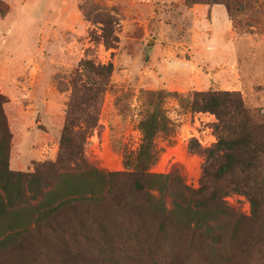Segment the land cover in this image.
<instances>
[{
	"label": "rangeland",
	"instance_id": "374dc122",
	"mask_svg": "<svg viewBox=\"0 0 264 264\" xmlns=\"http://www.w3.org/2000/svg\"><path fill=\"white\" fill-rule=\"evenodd\" d=\"M208 1L207 6L185 0H0V92L8 99L10 167L28 171L33 162L57 157L73 87L81 92V84L90 81L89 71L80 66L82 59L113 64L97 123L84 145L86 159L105 171H124V159L133 161L141 137L139 119L158 97L150 91H239L246 107L263 109L264 82L250 76L254 46L248 35L264 32V0ZM212 10L226 11L232 22L237 45L226 53L234 56L197 45L199 28L211 21ZM104 15L115 20L114 47L94 39ZM209 38L208 44L216 46L217 38ZM256 56L262 64L264 57ZM162 97L175 131L157 136L160 151L151 171L179 174L197 188L204 156L190 151L188 144L195 139L201 148L210 147L216 141L211 127L216 118L182 108L178 96ZM259 174L264 182V160ZM224 200L249 215L250 203L243 194ZM20 217L26 219V212ZM11 222L10 215L0 217V235ZM81 248L84 261L74 264H165L167 259L161 253L145 258L127 237L111 252L94 242H82ZM48 255L41 264H70ZM0 264H10L8 257L0 256Z\"/></svg>",
	"mask_w": 264,
	"mask_h": 264
},
{
	"label": "trees",
	"instance_id": "16d2710c",
	"mask_svg": "<svg viewBox=\"0 0 264 264\" xmlns=\"http://www.w3.org/2000/svg\"><path fill=\"white\" fill-rule=\"evenodd\" d=\"M186 4L208 0H185ZM94 39L109 48L118 38L115 20L104 15ZM90 81L73 87L59 134V152L50 161L33 162L28 171L10 167L8 99L0 92V217L13 223L0 235V256L10 264H41L54 254L70 264L84 261L82 242L113 251L128 238L145 258L158 253L165 264H264V108L246 107L239 91H150L158 96L139 119L140 142L124 171H105L90 163L84 145L99 117L112 62L82 59ZM178 96L192 112H209L216 141L190 151L203 154L199 186L191 188L177 174L155 173L156 138L170 135L175 124L162 96ZM152 102V103H151ZM243 194L248 216L227 206L224 197ZM21 212L27 218L21 219ZM123 236V238H122Z\"/></svg>",
	"mask_w": 264,
	"mask_h": 264
},
{
	"label": "crops",
	"instance_id": "0c3cea01",
	"mask_svg": "<svg viewBox=\"0 0 264 264\" xmlns=\"http://www.w3.org/2000/svg\"><path fill=\"white\" fill-rule=\"evenodd\" d=\"M208 6V5H207ZM211 21H207L206 24H202V28H199L200 42H197V45L204 47L207 50L216 48L219 50H223L225 52L226 57L234 56L228 55L227 51H235L237 45V37L236 31L233 29L232 22L228 18V14L226 11L218 10L211 12ZM251 28H256L255 26H250ZM260 35V36H259ZM213 38L216 39V46H210L208 44V40ZM249 44L250 47L254 46V61L251 60L249 63V69L251 70L250 76H254V82L263 81L264 82V59L263 63L257 62L258 55H262L264 57V32L254 34L249 33ZM231 65H234V62H231ZM235 67V66H234ZM253 71V72H252ZM254 74V75H253Z\"/></svg>",
	"mask_w": 264,
	"mask_h": 264
},
{
	"label": "built area",
	"instance_id": "2783aa9c",
	"mask_svg": "<svg viewBox=\"0 0 264 264\" xmlns=\"http://www.w3.org/2000/svg\"><path fill=\"white\" fill-rule=\"evenodd\" d=\"M199 140V139H198ZM200 141V140H199ZM200 143H202V144H204V142L203 141H200Z\"/></svg>",
	"mask_w": 264,
	"mask_h": 264
}]
</instances>
